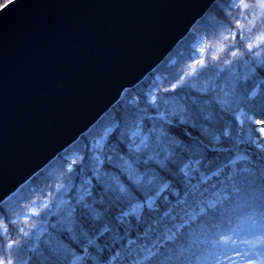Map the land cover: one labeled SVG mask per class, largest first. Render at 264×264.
Masks as SVG:
<instances>
[{
  "label": "snow or ice",
  "instance_id": "snow-or-ice-1",
  "mask_svg": "<svg viewBox=\"0 0 264 264\" xmlns=\"http://www.w3.org/2000/svg\"><path fill=\"white\" fill-rule=\"evenodd\" d=\"M20 6L0 0V22ZM209 37L223 53L211 66ZM0 236V264H264V0H209L174 50L0 200Z\"/></svg>",
  "mask_w": 264,
  "mask_h": 264
},
{
  "label": "water",
  "instance_id": "water-1",
  "mask_svg": "<svg viewBox=\"0 0 264 264\" xmlns=\"http://www.w3.org/2000/svg\"><path fill=\"white\" fill-rule=\"evenodd\" d=\"M209 0H21L0 22V200L192 31Z\"/></svg>",
  "mask_w": 264,
  "mask_h": 264
},
{
  "label": "trees",
  "instance_id": "trees-1",
  "mask_svg": "<svg viewBox=\"0 0 264 264\" xmlns=\"http://www.w3.org/2000/svg\"><path fill=\"white\" fill-rule=\"evenodd\" d=\"M208 42H210L209 45H211V43H213L214 40L211 37H209V38H207V43ZM209 54L211 55V49L208 48L207 55L205 56V63L207 65L211 66L213 64V61L211 60V56ZM220 55L223 56V53H221ZM177 71H179V69H177ZM41 186H43V185H41ZM10 233L12 236L16 237L17 239H22V237H19L14 229H10ZM3 243H4V237L0 236V245H3Z\"/></svg>",
  "mask_w": 264,
  "mask_h": 264
},
{
  "label": "rangeland",
  "instance_id": "rangeland-1",
  "mask_svg": "<svg viewBox=\"0 0 264 264\" xmlns=\"http://www.w3.org/2000/svg\"><path fill=\"white\" fill-rule=\"evenodd\" d=\"M232 31L233 32H236L237 30L233 27L232 28ZM210 42H208V44H209ZM230 43H232V42H225V44H224V47L225 48H227L228 47V45L230 44ZM215 44H216V41H214L213 43H211V47H209V49H211V55L210 56H212L213 54H218V55H220L221 53H218L217 51H216V48H215ZM207 51H208V49L206 50V52H205V56L207 55ZM196 55L197 56H199V53H196ZM205 56L203 57V59L205 60ZM230 58V57H229ZM229 264H231V262H229Z\"/></svg>",
  "mask_w": 264,
  "mask_h": 264
},
{
  "label": "bare ground",
  "instance_id": "bare-ground-1",
  "mask_svg": "<svg viewBox=\"0 0 264 264\" xmlns=\"http://www.w3.org/2000/svg\"><path fill=\"white\" fill-rule=\"evenodd\" d=\"M110 110V109H109Z\"/></svg>",
  "mask_w": 264,
  "mask_h": 264
}]
</instances>
